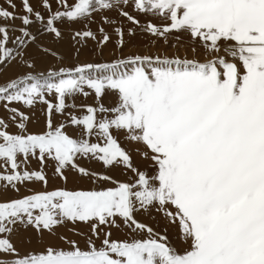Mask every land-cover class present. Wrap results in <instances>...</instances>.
Returning <instances> with one entry per match:
<instances>
[{"label":"snow or ice","instance_id":"6c2138e0","mask_svg":"<svg viewBox=\"0 0 264 264\" xmlns=\"http://www.w3.org/2000/svg\"><path fill=\"white\" fill-rule=\"evenodd\" d=\"M0 264H264V0H0Z\"/></svg>","mask_w":264,"mask_h":264}]
</instances>
